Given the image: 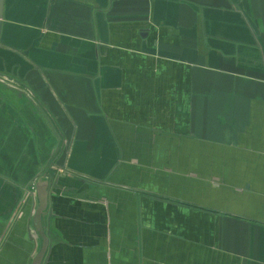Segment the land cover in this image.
Segmentation results:
<instances>
[{
  "label": "crops",
  "instance_id": "0c3cea01",
  "mask_svg": "<svg viewBox=\"0 0 264 264\" xmlns=\"http://www.w3.org/2000/svg\"><path fill=\"white\" fill-rule=\"evenodd\" d=\"M0 22V264H264V0Z\"/></svg>",
  "mask_w": 264,
  "mask_h": 264
},
{
  "label": "water",
  "instance_id": "95a60500",
  "mask_svg": "<svg viewBox=\"0 0 264 264\" xmlns=\"http://www.w3.org/2000/svg\"><path fill=\"white\" fill-rule=\"evenodd\" d=\"M2 7H3V0H0V19L2 17ZM0 28H1V22H0ZM46 187L43 185V186H38L36 189L38 206H37V209L35 210L34 221H35V227L37 226L36 228L39 231L41 239L43 241L42 248L38 256L39 259L35 261L36 264H40L39 262L42 259V256L46 251V247L48 246V240H49V233L48 232L47 234L44 233L43 229L40 226V220L42 218L44 211L46 210V205H47L46 204L47 203V188Z\"/></svg>",
  "mask_w": 264,
  "mask_h": 264
}]
</instances>
